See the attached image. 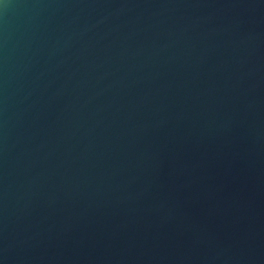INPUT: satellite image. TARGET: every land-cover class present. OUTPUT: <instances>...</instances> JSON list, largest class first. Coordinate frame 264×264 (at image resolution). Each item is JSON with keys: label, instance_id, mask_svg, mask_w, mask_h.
Masks as SVG:
<instances>
[{"label": "water", "instance_id": "water-1", "mask_svg": "<svg viewBox=\"0 0 264 264\" xmlns=\"http://www.w3.org/2000/svg\"><path fill=\"white\" fill-rule=\"evenodd\" d=\"M0 264H264V0H0Z\"/></svg>", "mask_w": 264, "mask_h": 264}]
</instances>
